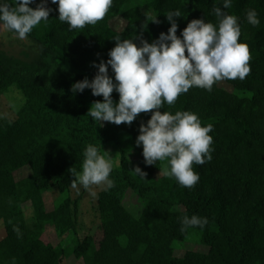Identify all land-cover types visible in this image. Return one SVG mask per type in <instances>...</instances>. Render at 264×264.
<instances>
[{
	"label": "trees",
	"instance_id": "16d2710c",
	"mask_svg": "<svg viewBox=\"0 0 264 264\" xmlns=\"http://www.w3.org/2000/svg\"><path fill=\"white\" fill-rule=\"evenodd\" d=\"M40 3L34 0L30 7ZM221 5L222 0H114L97 24L70 30L58 19V6L47 0L53 11L27 40L12 33L0 37V96L16 87L25 97L16 117H0V220L6 231L0 240V264H62L72 255L85 264H264V0H232L225 10L241 25L240 41L252 57L250 75L220 81L211 92L193 87L161 109L193 112L203 125H213V158L194 165L200 180L191 189L165 175L169 164H145L136 138L150 112L139 114L131 126H100L87 112L103 97L93 96L90 89L71 91L76 81L94 77L98 69L93 62L109 58L114 37L132 39L138 32L151 43L171 26L166 13L176 10L182 15L176 18L177 35L193 19L218 24L213 8ZM250 9L258 13V26L247 22ZM156 16L159 23L152 21ZM116 19L125 23L123 28L113 27ZM112 95L119 99L117 92ZM125 136L131 139V153L123 150L120 165L111 173L115 186L97 195L102 239L96 243L87 234L72 244L54 245L48 225L64 237L76 233L79 222L81 201L71 194L68 170L82 171L88 145L103 154L107 144ZM27 165L32 174L17 181L15 172ZM137 166L145 178L133 170ZM52 190L61 195L48 209L45 193ZM129 190L143 206L139 216L124 205ZM25 203L33 209L31 221ZM185 215L206 217L208 223L182 231ZM193 238L208 250L175 254L177 242Z\"/></svg>",
	"mask_w": 264,
	"mask_h": 264
},
{
	"label": "clouds",
	"instance_id": "9594fccd",
	"mask_svg": "<svg viewBox=\"0 0 264 264\" xmlns=\"http://www.w3.org/2000/svg\"><path fill=\"white\" fill-rule=\"evenodd\" d=\"M33 2L0 0V37L12 33L25 41L42 21H48L53 10L46 6L47 0H41L35 8L30 7ZM51 3L58 6V19L72 30L97 24L112 8L114 0H51ZM231 6L232 0H222L221 6L213 8L218 24L206 22L204 17L193 19L180 35L176 18L182 15L179 10L169 11L166 17L171 26L151 43L138 32L132 39L116 36L109 58L98 64L93 62L98 69L94 77H85L71 86L73 94L90 89L93 96L103 97L87 112L100 126L101 122L131 126L139 114L150 112L147 123L140 124L136 145H142L146 165L166 161L170 167L165 175L174 177L181 187H195L200 176L194 165L212 160L213 125H203L193 112L173 114L161 109L165 103L174 105L193 87L211 92L220 81L244 80L250 75L252 57L249 46L240 41L241 25L236 16L225 11ZM246 19L252 26L260 24L255 9L248 10ZM152 21L160 22L157 16ZM114 91L119 94L118 100L113 98ZM104 152L108 155L95 145L86 147L82 171L73 167L68 170L73 189L80 191L82 187L94 196V187L108 191L115 186L111 179L115 165L110 153ZM133 170L144 178L147 175L139 166ZM181 223L184 231L204 228L208 220L185 215ZM15 230L19 234V229Z\"/></svg>",
	"mask_w": 264,
	"mask_h": 264
},
{
	"label": "rangeland",
	"instance_id": "374dc122",
	"mask_svg": "<svg viewBox=\"0 0 264 264\" xmlns=\"http://www.w3.org/2000/svg\"><path fill=\"white\" fill-rule=\"evenodd\" d=\"M112 25L117 29H121L124 27L125 23L121 20L116 19L112 22ZM24 100L25 97L23 96V94L16 87H11L9 89V92H7L5 95L0 96V117H16V111L21 107ZM131 145V139L129 138V136H125L122 141H119V143L113 142L105 146L104 150L110 153L115 165L114 168H117L120 165L121 154L123 150L131 153ZM103 154L108 155L105 152H103ZM134 158L136 159V157ZM167 165L168 163L166 161H163L162 168H166ZM31 174L32 169L29 165H27L15 172V178L17 181H20L30 176ZM161 175L162 172L157 173V176ZM93 191L96 192V195L94 196L91 195L89 191L84 190L82 187L80 191H76L72 188V196L75 198H80L81 201L77 232H70L64 237H59L55 231V227L53 225H48L46 227L47 236L54 245L72 244L75 237H84L87 234H92L95 237L96 243H99V241L102 239L103 232L101 229L99 214L96 208L97 195L99 191H101V189L98 187H94ZM58 192L56 190H52L45 193V202L48 209H52L55 202L60 199L61 194L60 192ZM124 205L136 216L140 215L143 208L141 201L133 192V190L128 191L124 199ZM24 209L26 217L29 219V221H31L34 214L33 209L31 208V204L25 203ZM5 233L6 231L4 222L3 220H0V240L4 238V236L6 235ZM176 246L177 249L175 251V254L178 256H183L189 250H198L203 252H206L208 250L207 246L198 243L194 238L191 240L188 239L184 242H177ZM62 264H85V262L83 259H78L74 255H72L68 258L63 259Z\"/></svg>",
	"mask_w": 264,
	"mask_h": 264
}]
</instances>
